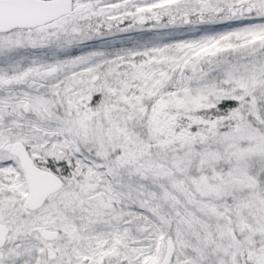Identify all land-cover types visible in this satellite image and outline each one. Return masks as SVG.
I'll return each instance as SVG.
<instances>
[{
	"label": "snow or ice",
	"instance_id": "6c2138e0",
	"mask_svg": "<svg viewBox=\"0 0 264 264\" xmlns=\"http://www.w3.org/2000/svg\"><path fill=\"white\" fill-rule=\"evenodd\" d=\"M0 264H264V0H0Z\"/></svg>",
	"mask_w": 264,
	"mask_h": 264
}]
</instances>
